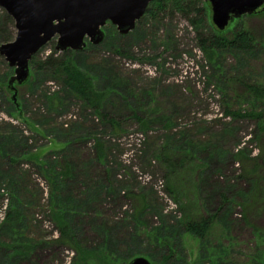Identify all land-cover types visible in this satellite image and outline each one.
<instances>
[{
  "label": "rangeland",
  "instance_id": "1",
  "mask_svg": "<svg viewBox=\"0 0 264 264\" xmlns=\"http://www.w3.org/2000/svg\"><path fill=\"white\" fill-rule=\"evenodd\" d=\"M205 5L200 28L179 11L145 15L127 34L108 21L100 44L86 38L83 49H68L105 94L104 120L51 70L34 67L63 55L58 37L33 56L29 81L16 91L9 85L16 68L0 54V264L77 263L76 252L58 241L53 197L75 209L71 220L82 245L93 252L105 247L116 264H129L128 254L152 264H264V204L245 212L255 182L244 173L247 162L235 158L242 150V159L258 157L264 164L255 139L258 119L227 114L264 115V92L256 97L244 87L264 89V43L250 52L207 55L199 33L218 29ZM263 15L243 17L244 24L259 34ZM17 33L0 6V46ZM14 92L17 104L10 103ZM182 134L185 144H195L199 167L187 171L177 200L158 155L181 144ZM67 170L68 177L56 175ZM51 172L64 189L56 195ZM197 187L195 206L206 214L219 211L204 240L179 222L189 201L196 202ZM17 242L28 245L25 254L12 253L8 245Z\"/></svg>",
  "mask_w": 264,
  "mask_h": 264
},
{
  "label": "trees",
  "instance_id": "2",
  "mask_svg": "<svg viewBox=\"0 0 264 264\" xmlns=\"http://www.w3.org/2000/svg\"><path fill=\"white\" fill-rule=\"evenodd\" d=\"M206 4L210 5L207 0H153L145 15L156 16V15H166L169 12L172 13L174 11H179L184 13L189 20L196 26V28H200L205 25V14H206ZM210 7V6H209ZM264 8L260 9L256 15H246L243 16L248 18L250 16H261V13L264 12ZM144 15V16H145ZM264 16V15H263ZM10 16H8L9 18ZM243 17L238 18L239 24L234 30L225 29L224 31H216L214 28L210 31V34L199 33V45L203 51L207 55L215 54L218 51L225 50H236L241 52L253 51L259 43H264V28L260 29L259 34L255 33L252 29H250L246 24H244ZM11 18V17H10ZM241 19V20H240ZM5 22V21H4ZM232 23V22H231ZM230 23V25H231ZM229 25V26H230ZM228 26V27H229ZM214 27V26H213ZM2 37L5 38V32L3 31ZM75 52L66 50L63 52V55L60 57L55 56L54 54L48 56L43 62L35 63L34 67L36 69H49L53 73L57 79H59L64 87L68 89L71 93L82 99L89 107L93 108L98 118L104 120L107 116L106 113L103 112V102L105 100V94L99 91L96 88L97 80L95 77L90 74L88 71L80 67L78 63L75 61ZM41 65V66H39ZM29 81V80H28ZM245 90L249 93H252L256 97H260L263 95L264 89L255 84H244ZM17 97L13 98L10 102L18 103ZM227 114L235 117V118H256L258 119L257 133L255 134V139L260 141V149L262 160L264 159V115L258 112H233L227 111ZM110 118V119H109ZM108 118V122L113 124L115 123L112 117ZM185 138V134L181 135L182 143L171 146L169 145L165 151H162L158 155V159L164 163L167 171V177L169 180L168 189L176 195L177 200L181 194L180 186L183 183V179L187 177L188 172L197 171L195 168H198L196 161L197 148L194 150V145L191 142L185 144L183 141ZM197 146V145H196ZM244 156V152L239 150L236 154V160H240L243 162H247L248 167L244 169V173L248 175L249 179L254 180L255 188L250 192L248 196V202L244 206V210L247 213H250L251 206L254 203H258L263 201L264 204V164L260 163V158H253L251 156L242 159ZM189 167V169H188ZM65 167H63L64 170ZM66 171V168L65 170ZM188 171V172H187ZM55 173V172H54ZM53 180L55 181V185L53 184V195H56L58 191H62V187H60V180L58 176L61 178L68 177L69 170L67 172H57L56 176L53 174ZM57 186V187H56ZM199 187H197L198 192H193V195L199 196ZM53 207V218L60 228V237L58 241L71 247L77 255V263L74 264H89L90 262H94V264H116L112 258L107 255L109 252L105 247L97 250L95 252L88 250L82 245V242L78 238V234L74 230L75 220H71L73 207L67 206L62 202L64 200L56 201V197ZM196 202L192 205L188 212L184 214V217L181 218L180 224L184 228V230L192 237L204 240L208 237L216 224L219 211L211 212V213H203L198 209L195 205ZM71 207V208H69ZM12 208L10 212H12ZM15 212V211H14ZM10 216V214H9ZM160 244H165V241L162 238L158 237L157 239ZM9 248L12 249V253L14 255L17 254H25L27 252V246L24 244L11 243L8 245ZM0 247H3L2 243H0ZM167 247V246H165ZM26 248V250H24ZM128 260H132L137 257V254H128ZM148 256V255H147ZM172 254L166 255L165 258L168 259ZM117 262V261H116Z\"/></svg>",
  "mask_w": 264,
  "mask_h": 264
},
{
  "label": "water",
  "instance_id": "3",
  "mask_svg": "<svg viewBox=\"0 0 264 264\" xmlns=\"http://www.w3.org/2000/svg\"><path fill=\"white\" fill-rule=\"evenodd\" d=\"M153 0H0L18 30L17 38L0 46L15 75L10 88L22 85L30 78V61L51 39L58 37L57 49L81 50L86 38L100 44L105 38L103 27L108 21L121 34L133 30ZM213 24L224 31L230 23L245 15H253L264 6V0H207ZM16 98V93L14 92ZM129 264H152L137 256Z\"/></svg>",
  "mask_w": 264,
  "mask_h": 264
}]
</instances>
